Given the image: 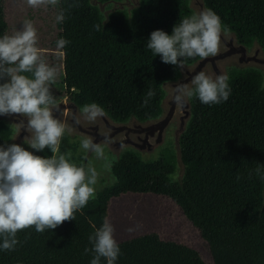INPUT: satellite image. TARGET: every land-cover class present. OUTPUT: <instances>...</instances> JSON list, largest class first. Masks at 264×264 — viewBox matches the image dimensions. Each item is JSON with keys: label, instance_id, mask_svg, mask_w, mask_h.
I'll return each mask as SVG.
<instances>
[{"label": "trees", "instance_id": "16d2710c", "mask_svg": "<svg viewBox=\"0 0 264 264\" xmlns=\"http://www.w3.org/2000/svg\"><path fill=\"white\" fill-rule=\"evenodd\" d=\"M93 1L61 0L59 5L65 20L48 48L57 51L52 53L53 66L63 74V88L51 89L57 103L66 98L79 110L97 103L118 124L158 118L163 85L176 81L180 68L163 63L147 43L153 31L171 35L175 25L195 15L188 0H139L130 12L112 11L106 17ZM3 2L0 37L8 33ZM203 5L221 18L224 32L238 45L257 44L264 54V0H203ZM61 38L70 43L59 50L56 42ZM199 60L186 59L184 65ZM227 76L231 94L226 102L206 105L195 96L189 99V118L178 142L183 168L179 181L170 179L176 165L170 148L154 161L124 151L110 168L114 183L99 191L75 220L44 233L34 227L19 231L14 251L0 248V264H91L93 253L84 254V249L92 247V225L99 228L109 201L124 193L153 194L173 202L199 231L213 264H264V80L253 68H233ZM149 90L155 95L145 104ZM12 135V128L0 120V145L11 144ZM74 148L65 134L60 152ZM33 154L52 155L48 149ZM74 163L85 166L81 159ZM118 244L121 254L115 264H167L165 245L154 233ZM177 262L205 264L191 248ZM101 264H106L103 258Z\"/></svg>", "mask_w": 264, "mask_h": 264}, {"label": "clouds", "instance_id": "9594fccd", "mask_svg": "<svg viewBox=\"0 0 264 264\" xmlns=\"http://www.w3.org/2000/svg\"><path fill=\"white\" fill-rule=\"evenodd\" d=\"M26 3L31 8H56L55 23L65 20V9L59 8L61 0H26ZM224 31L221 18L213 10L204 9L175 25L171 35L162 30L153 31L147 48L159 55L163 63L183 68L186 59L216 56ZM38 43L37 29L31 20H25L22 29L13 35L0 37V81H4L0 83V115L26 118V124L24 121L17 123L28 133L25 142L36 152L48 149L52 154L50 157L35 155L17 143L0 145V248L5 251H14L20 243L19 231L34 227L36 232L44 233L65 221L75 220L76 213L96 198L95 185L100 176L92 161H88L87 166H78L71 161V152H60L62 139L71 129L54 116L59 105L51 86L59 73L46 62ZM68 43L61 38L56 47L62 50ZM228 80L226 74L213 79L200 72L191 80L194 87L175 86L173 102L183 107L186 98L193 96L206 105L226 102L231 94ZM154 95L155 92L149 90L144 103ZM81 114L89 124L106 115L97 103L84 105ZM75 123H80L79 116ZM110 142L105 136L104 144ZM104 144L92 138L80 141L85 152L94 153L110 170ZM260 171L257 167V174ZM92 227L95 229L89 236L92 247H86L84 254L93 253L91 264H101L102 258L106 264H115L121 251L114 238V226L105 219L99 228L94 224Z\"/></svg>", "mask_w": 264, "mask_h": 264}, {"label": "rangeland", "instance_id": "374dc122", "mask_svg": "<svg viewBox=\"0 0 264 264\" xmlns=\"http://www.w3.org/2000/svg\"><path fill=\"white\" fill-rule=\"evenodd\" d=\"M139 0H122L118 3L100 4L93 1L104 17L108 13L117 10L130 12L138 6ZM4 12L7 22L8 33L13 35L16 30H21L25 20H31L37 29L38 47L41 49L46 62L53 66L55 64L54 55L57 51H49V45L55 39L58 32V24L55 23L56 8L49 6L47 9L31 8L26 0H4ZM190 9L196 15L204 10L203 0H188ZM55 53V54H56ZM56 68V67H55ZM253 68L258 70L264 80V54L260 47L254 44L250 48L238 45L233 35L223 32L219 53L201 59L192 65H184L180 68V76L176 81L163 85L164 99L161 103V115L150 121L138 122L131 119L125 124L114 123L105 115L98 119L96 123L89 124L83 119L81 110L73 107L66 98L57 104L59 110L54 112L55 118L65 122L71 131H66L70 143L74 145L71 152V161L83 160L85 166L88 161H92L97 171L100 173L98 183L95 185L96 194L102 189L114 183L111 170L104 167L105 162L97 160L94 153L85 152L80 147L83 138H92L96 143L104 144V137L110 139V143L104 144L105 155L112 165L118 156L124 151L136 152L143 161H154L159 158L160 153L165 148H170L176 155L175 173L170 176L173 182L181 179L183 168L179 158L178 142L183 133L189 118V99L183 107L177 106L173 102L175 86L178 84H191L192 78L200 73L211 76L213 79L217 75H228L231 69ZM59 76L55 84L51 87L55 90L63 88V74L60 69ZM80 118V123H75V118ZM0 120L8 124L13 135L11 143L20 144L28 151L34 153L25 142L24 137L28 135L23 127L17 125L21 121L26 124V118L19 115L2 116ZM106 219L114 226V238L122 242L137 236L150 233L158 235L163 242L164 253L167 264H178L185 249L191 248L198 252L205 264H213L207 244L201 238L199 231L183 216L180 209L170 200L163 196L153 194H133L124 193L109 201ZM132 228L134 231H129Z\"/></svg>", "mask_w": 264, "mask_h": 264}]
</instances>
